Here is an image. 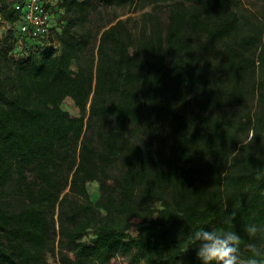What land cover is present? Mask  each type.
<instances>
[{"label":"trees","instance_id":"16d2710c","mask_svg":"<svg viewBox=\"0 0 264 264\" xmlns=\"http://www.w3.org/2000/svg\"><path fill=\"white\" fill-rule=\"evenodd\" d=\"M135 1L63 0L54 39L0 40V264H199L194 227L235 213L243 249L264 225V0L101 18Z\"/></svg>","mask_w":264,"mask_h":264},{"label":"clouds","instance_id":"9594fccd","mask_svg":"<svg viewBox=\"0 0 264 264\" xmlns=\"http://www.w3.org/2000/svg\"><path fill=\"white\" fill-rule=\"evenodd\" d=\"M235 213L222 222L228 227H217L205 222L192 229L186 236V243L181 251L194 247L199 264H264V225L245 226L248 241L242 249V237L233 230Z\"/></svg>","mask_w":264,"mask_h":264},{"label":"built area","instance_id":"2783aa9c","mask_svg":"<svg viewBox=\"0 0 264 264\" xmlns=\"http://www.w3.org/2000/svg\"><path fill=\"white\" fill-rule=\"evenodd\" d=\"M63 0H0V9H11L17 15L14 22L3 24L0 14V40L8 29L21 41L36 44L48 38L59 15Z\"/></svg>","mask_w":264,"mask_h":264},{"label":"rangeland","instance_id":"374dc122","mask_svg":"<svg viewBox=\"0 0 264 264\" xmlns=\"http://www.w3.org/2000/svg\"><path fill=\"white\" fill-rule=\"evenodd\" d=\"M242 4L246 7H253L256 0H241ZM168 12V3L161 1L152 3L151 0H136L134 3L125 5V6H115V7H107L101 8V18H108L113 15H119V18L128 19V25L134 32H139L144 29L146 26H150L153 22H163L167 17ZM144 14H147L144 16ZM4 25L7 24L6 20L2 17ZM8 29L5 30V34L8 33ZM4 34V35H5ZM50 35H53V39L55 38L53 31ZM62 108L67 110L71 115H77L78 110L74 106L72 100L70 98L64 99L61 104ZM88 190L92 198L97 196V184L95 182L90 183L88 185ZM135 224L131 228L130 232H136V225L139 220H134ZM47 261L50 264H60L57 262L56 258L51 254L46 255ZM115 264H144L143 262L136 263L130 260L127 257H119Z\"/></svg>","mask_w":264,"mask_h":264}]
</instances>
